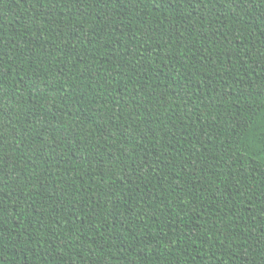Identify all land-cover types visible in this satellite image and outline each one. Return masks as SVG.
Returning <instances> with one entry per match:
<instances>
[{"label": "trees", "instance_id": "16d2710c", "mask_svg": "<svg viewBox=\"0 0 264 264\" xmlns=\"http://www.w3.org/2000/svg\"><path fill=\"white\" fill-rule=\"evenodd\" d=\"M0 264H264V0H0Z\"/></svg>", "mask_w": 264, "mask_h": 264}]
</instances>
